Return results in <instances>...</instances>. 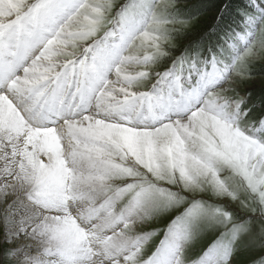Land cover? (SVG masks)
I'll return each instance as SVG.
<instances>
[{
  "label": "snow or ice",
  "instance_id": "snow-or-ice-1",
  "mask_svg": "<svg viewBox=\"0 0 264 264\" xmlns=\"http://www.w3.org/2000/svg\"><path fill=\"white\" fill-rule=\"evenodd\" d=\"M217 20L187 38L177 0H0V264L264 249V111L241 95L264 71V0Z\"/></svg>",
  "mask_w": 264,
  "mask_h": 264
},
{
  "label": "rangeland",
  "instance_id": "rangeland-1",
  "mask_svg": "<svg viewBox=\"0 0 264 264\" xmlns=\"http://www.w3.org/2000/svg\"><path fill=\"white\" fill-rule=\"evenodd\" d=\"M120 2H123V0H120ZM177 2L185 17L190 18L185 37L193 38L208 34L215 27L218 23L217 17L220 15L224 4L227 3L228 0H222L221 3H219V0H177ZM197 28L199 30H197ZM195 29L196 31H193L194 35L191 36L190 31ZM177 42L182 44L185 42V38L182 37ZM247 92H251L250 102L256 105V115H259L261 111H264V109L261 108V103L264 101V71L261 70L259 63L254 65L253 77L241 86V95H245ZM166 223L167 218L149 221L144 225L137 226V231L147 232L151 231L153 228L164 229ZM0 237H2V227H0ZM161 239H163V231H160L156 236L152 237L146 245L145 256L155 249ZM207 242L208 240L196 242L188 252L189 258L194 259L198 256ZM262 254H264V249L244 248L241 246V251L237 255V260L239 264H251L253 260L257 259Z\"/></svg>",
  "mask_w": 264,
  "mask_h": 264
},
{
  "label": "trees",
  "instance_id": "trees-1",
  "mask_svg": "<svg viewBox=\"0 0 264 264\" xmlns=\"http://www.w3.org/2000/svg\"><path fill=\"white\" fill-rule=\"evenodd\" d=\"M221 1H222V0H219V3H221ZM235 2H236V0H233V3H234V4H235ZM217 5H218V3H217ZM197 30H199V29L197 28ZM193 31H196V29L190 31L191 36L194 35V34H193V33H194Z\"/></svg>",
  "mask_w": 264,
  "mask_h": 264
}]
</instances>
